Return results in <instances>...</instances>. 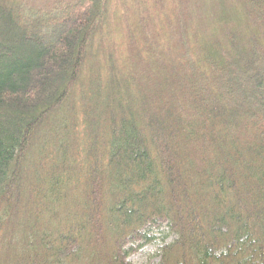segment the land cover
Returning a JSON list of instances; mask_svg holds the SVG:
<instances>
[{
  "label": "trees",
  "instance_id": "trees-1",
  "mask_svg": "<svg viewBox=\"0 0 264 264\" xmlns=\"http://www.w3.org/2000/svg\"><path fill=\"white\" fill-rule=\"evenodd\" d=\"M116 1L0 0V264H264V0H129L100 75Z\"/></svg>",
  "mask_w": 264,
  "mask_h": 264
},
{
  "label": "rangeland",
  "instance_id": "rangeland-1",
  "mask_svg": "<svg viewBox=\"0 0 264 264\" xmlns=\"http://www.w3.org/2000/svg\"><path fill=\"white\" fill-rule=\"evenodd\" d=\"M28 1L32 4H36L43 0ZM116 2H119V0ZM166 2L169 4L167 5V3L163 2V4L160 3L149 7L148 16L152 23H149L148 29H151L152 34L154 37H157L158 42L160 38L165 36L164 48H159L162 49L163 55L177 58L179 57V52H177V40L174 39L175 37H170L166 32V23L171 15L168 14L170 2ZM123 4L124 7L120 5L116 7L115 14L112 15L108 28L105 29V34L101 37L98 50L92 53L88 58L90 61L92 60V62L94 60L100 70V75H102L104 71L105 59H117V62H120L119 59H144L145 56V53L141 51L142 47L140 45L142 42L140 37L143 36L142 31H140V29L130 28L131 24H133L136 19V12L134 8L129 5V0H124ZM119 11L122 14H120ZM132 40L135 44L131 43L133 42ZM93 67H95V65H93ZM136 257L137 256H134V260Z\"/></svg>",
  "mask_w": 264,
  "mask_h": 264
}]
</instances>
